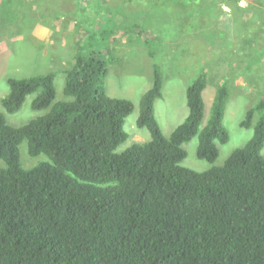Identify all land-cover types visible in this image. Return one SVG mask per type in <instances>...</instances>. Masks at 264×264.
Listing matches in <instances>:
<instances>
[{"label":"trees","instance_id":"16d2710c","mask_svg":"<svg viewBox=\"0 0 264 264\" xmlns=\"http://www.w3.org/2000/svg\"><path fill=\"white\" fill-rule=\"evenodd\" d=\"M122 29L107 32L109 43ZM154 40L143 43L150 48ZM108 47L74 54L64 70L68 101L55 102L51 72L7 79L9 94L0 102V264H264V98L240 123L253 126L249 141L222 166L194 172L181 166L184 144L197 138L198 159L213 165L217 145L230 140L229 88H218L204 125L202 70L185 90L187 118L166 138L155 109L163 77L154 64L136 121L150 140L116 153L128 140L124 125L134 104L107 94ZM28 96L30 109L49 111L10 125L5 113H18ZM23 142L29 157L46 161L24 169Z\"/></svg>","mask_w":264,"mask_h":264},{"label":"rangeland","instance_id":"374dc122","mask_svg":"<svg viewBox=\"0 0 264 264\" xmlns=\"http://www.w3.org/2000/svg\"><path fill=\"white\" fill-rule=\"evenodd\" d=\"M120 27L127 29L115 43H109L107 32ZM78 31L84 45L78 44ZM101 31L105 37L101 38ZM154 36L148 48L143 38ZM107 47V94L134 104L124 125L128 140L116 153L150 140L149 132L137 128L136 121L140 99L153 83L154 64L163 77V97L155 109L166 138L187 118L185 90L202 70L207 84L204 125L218 88L224 84L229 88L224 118L229 142L217 145L219 157L211 165L198 159V140L192 139L183 145L187 157L182 167L202 173L211 166H222L252 137L253 126L242 129L240 123L246 111L264 98L263 0H240L238 4L221 0H0V102L9 94L8 78L50 72L54 74L55 102L68 101L63 95L64 70L71 66L74 54L99 53ZM31 99L27 97L18 113H5L10 125L22 126L49 111H33ZM20 161L24 169H30L46 159L29 157L27 142H23ZM0 167H4L1 160Z\"/></svg>","mask_w":264,"mask_h":264}]
</instances>
